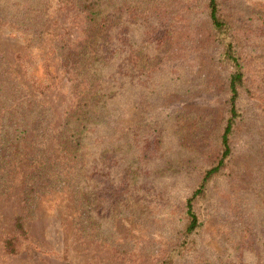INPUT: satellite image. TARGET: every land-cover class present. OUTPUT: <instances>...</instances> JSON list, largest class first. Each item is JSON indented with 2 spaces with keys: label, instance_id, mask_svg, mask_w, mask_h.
Returning a JSON list of instances; mask_svg holds the SVG:
<instances>
[{
  "label": "rangeland",
  "instance_id": "1",
  "mask_svg": "<svg viewBox=\"0 0 264 264\" xmlns=\"http://www.w3.org/2000/svg\"><path fill=\"white\" fill-rule=\"evenodd\" d=\"M217 2L244 75L240 116L175 264H264V0ZM207 4L104 0L103 61L86 75L92 32L79 0H0L2 87L48 105L54 131L96 82L113 97L82 142L84 167L59 164L30 204L35 135L9 162L0 120V264H163L184 240L186 199L221 152L234 72ZM36 5L39 27L26 14ZM45 142L57 150L55 136Z\"/></svg>",
  "mask_w": 264,
  "mask_h": 264
},
{
  "label": "trees",
  "instance_id": "2",
  "mask_svg": "<svg viewBox=\"0 0 264 264\" xmlns=\"http://www.w3.org/2000/svg\"><path fill=\"white\" fill-rule=\"evenodd\" d=\"M79 5L83 11L88 13V24L92 32L90 44L84 55L85 59L87 58L89 61V66L85 64L84 72L86 75H98L100 68L90 70V66L93 64L99 65L103 61L104 54L101 51V43L104 42L107 24L103 10L104 0H79ZM207 5L211 26L225 45L224 58L234 67L228 85L229 115L221 135L219 158L203 172L198 185L186 199L185 214L188 224L184 232L185 238L170 252L163 264H175V260L188 251L186 238L193 235L200 227L193 203L196 199H202L208 194L211 181L220 175L225 162L231 155L230 138L240 116L236 107L239 91L244 83L240 59L234 44L229 39L228 25L219 14L217 0H208ZM36 7L38 8H26V14L27 18L32 16L29 20L36 27H39L42 21L41 9L39 5H36ZM139 57L141 58L140 55L136 58V65ZM98 83L93 84L84 96L77 101L76 105L66 113L63 123L55 131L53 111L48 105H41L32 101L20 88L16 89L10 85L2 87L3 84L0 83L1 134H5V146H8L7 152L9 154L6 159L9 162L17 160L23 152L20 149V143L24 140V136L29 133L35 135V141L32 143L34 153L29 157V163L33 165L28 180L31 185L25 191V202L30 204L33 201L32 198H34L38 186L44 184L53 175L52 173H57L59 164L68 165L70 169L84 167L83 140L89 130H94L93 124L95 121H102L98 118L105 115L103 118L106 119L109 114L113 113V110L108 108V101H113V97L109 96L111 93H108L111 86H105V84L101 86ZM54 136L57 141V150L50 151L46 147L48 142H45V140L47 137L53 138ZM17 220V228L25 234L23 230L26 224L25 217H18ZM15 241L14 238L5 241V247L10 252H14L16 249Z\"/></svg>",
  "mask_w": 264,
  "mask_h": 264
}]
</instances>
